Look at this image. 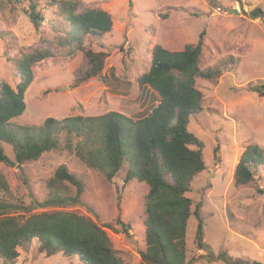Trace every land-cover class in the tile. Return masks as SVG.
<instances>
[{
  "label": "rangeland",
  "instance_id": "rangeland-1",
  "mask_svg": "<svg viewBox=\"0 0 264 264\" xmlns=\"http://www.w3.org/2000/svg\"><path fill=\"white\" fill-rule=\"evenodd\" d=\"M17 1L0 0V83L15 87L19 79L14 62L23 54L48 49L53 56L33 65V80L24 92L25 109L11 120L12 129L41 127L46 118L108 112L139 119L158 102L150 88L141 93L136 81L150 69L153 47L181 51L201 38L200 70L218 68L221 74L195 81L202 96L201 111L189 118L187 130L201 142L205 168L193 177L185 194L192 213L185 234L187 260L227 264L206 259L205 251L197 247L193 212L199 206L201 239L210 252H225L231 263L264 264V194L258 192L264 188V166L248 184L234 182L244 149L254 144L264 152V0H76L78 12L101 9L112 21L111 31L101 38L83 37L85 49L108 56L101 76L77 87H72L73 75L84 61L82 52L70 54L68 46L55 44L65 15L40 0L43 21L35 30L24 13L25 4ZM255 8L262 12L258 17L251 14ZM232 9L238 13H230ZM4 150L9 162L0 163V174L9 191H0V201L32 207L35 214L60 211L89 219L105 231L123 264H139V252L145 248L148 188L135 180L124 183L125 165L108 181L66 151H50L18 167L9 147L4 145ZM59 166L82 183L80 203L38 208L48 198V181ZM64 190L75 192L67 183ZM121 224L129 227L126 233ZM18 252L14 264H82L76 255L47 256L34 240ZM0 264L8 263L0 259Z\"/></svg>",
  "mask_w": 264,
  "mask_h": 264
},
{
  "label": "trees",
  "instance_id": "trees-1",
  "mask_svg": "<svg viewBox=\"0 0 264 264\" xmlns=\"http://www.w3.org/2000/svg\"><path fill=\"white\" fill-rule=\"evenodd\" d=\"M39 1H17L25 4L24 13L35 30L43 21L38 10ZM44 2L65 15L62 17L63 32L55 35V44L68 46L70 54L79 50L83 55L81 67L74 72L72 87L100 77L108 54L85 49L83 37L101 38L110 32L112 21L109 14L101 9L78 12L76 0ZM261 13L259 8L251 12L253 17ZM201 45L200 38L196 44L186 45L181 51H169L159 45L153 47L150 69L136 81L139 89L148 87L155 92L158 102L139 119L108 112L97 117L46 118L41 127L12 129L11 120L20 117L25 109L24 92L33 80V65L53 56L48 49H34L23 54L14 62L19 79L15 87L0 83V163L9 162L4 150L6 145L18 167L36 161L50 151H66L110 181L125 165L124 183L135 180L148 188L144 201L145 248L139 252V264H190L186 256L185 234L192 213L191 201L185 194L190 191L193 177L205 167L201 142L187 130V125L189 118L201 111L202 96L195 87L196 79H213L221 74L218 68L200 70ZM255 90L260 93L258 88ZM263 166V150L254 144L248 145L235 167V184H248ZM65 183L75 188L73 195L64 190ZM47 187L48 198L38 204V208L80 203L82 183L65 166L56 169ZM0 191H9L1 174ZM258 192L264 194V188H259ZM198 209L196 206L193 212L198 223L195 239L197 247L205 251L206 259L247 264L228 262L225 252L215 255L207 249L201 239ZM11 210H19V213L13 215ZM32 210V207L0 201V259L3 262L14 264L18 249L34 240L39 251L47 256L62 253L67 257L76 255L82 264H123L105 231L91 220L74 213L41 211L35 214L31 213ZM24 213L30 214L25 216ZM121 225L126 233L129 227Z\"/></svg>",
  "mask_w": 264,
  "mask_h": 264
},
{
  "label": "crops",
  "instance_id": "crops-1",
  "mask_svg": "<svg viewBox=\"0 0 264 264\" xmlns=\"http://www.w3.org/2000/svg\"><path fill=\"white\" fill-rule=\"evenodd\" d=\"M146 88L148 87H143V89H140V92L143 93L144 91L146 92ZM149 89V88H148ZM152 91V90H151ZM154 93V92H153ZM156 95V93H154ZM158 97V96H157ZM122 114V113H120ZM123 115V114H122ZM76 116H82V117H97V116H101V115H97V116H83V115H76ZM132 119V118H131Z\"/></svg>",
  "mask_w": 264,
  "mask_h": 264
},
{
  "label": "water",
  "instance_id": "water-1",
  "mask_svg": "<svg viewBox=\"0 0 264 264\" xmlns=\"http://www.w3.org/2000/svg\"><path fill=\"white\" fill-rule=\"evenodd\" d=\"M230 13H235V14H237L238 12H237V10L232 9V10H230Z\"/></svg>",
  "mask_w": 264,
  "mask_h": 264
}]
</instances>
